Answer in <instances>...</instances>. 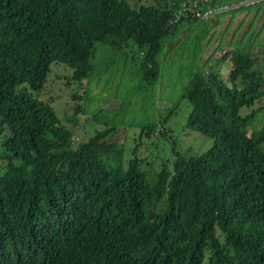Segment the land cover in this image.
Masks as SVG:
<instances>
[{
    "label": "trees",
    "instance_id": "trees-1",
    "mask_svg": "<svg viewBox=\"0 0 264 264\" xmlns=\"http://www.w3.org/2000/svg\"><path fill=\"white\" fill-rule=\"evenodd\" d=\"M178 1L0 0V133L10 130L0 154V264H264V124H256L264 108L241 112L264 96L263 23L247 47L229 40L215 69L189 73L187 126L212 145L186 155L173 141L158 171L143 168L141 142L126 158L109 139L114 127L74 146L52 103L32 94L54 63L89 83L96 42L137 45L143 75L158 79L160 53L188 36L171 39L179 25L210 23H173ZM219 62L230 64L227 78ZM166 131L149 124L140 136L172 138Z\"/></svg>",
    "mask_w": 264,
    "mask_h": 264
},
{
    "label": "rangeland",
    "instance_id": "rangeland-1",
    "mask_svg": "<svg viewBox=\"0 0 264 264\" xmlns=\"http://www.w3.org/2000/svg\"><path fill=\"white\" fill-rule=\"evenodd\" d=\"M152 1L130 0V3L139 6ZM263 14L264 1L212 16L206 28L181 23L171 39L179 38L184 30L188 31V36L168 56V44L160 53L158 79H148L143 75V53L137 45L117 48L96 42L92 60L94 69L89 83L87 80L75 81L70 67L54 63L45 88L40 93L32 91V94L52 103L62 121L73 131L76 137L74 146L79 147L89 141L100 130L114 127L116 130L109 139L125 145L126 158L131 156L132 148L141 142L138 155L146 160L143 168L158 171L163 162L171 158L173 141L176 148L186 155L199 154L211 147L210 137L187 126L192 106L182 95L189 73L215 69L219 53L231 37L234 39L231 47L237 48L234 45L238 42L247 47L251 37L253 41L256 39L253 33L264 24V20L259 21ZM261 33L257 39L264 40V28ZM175 106L176 112L172 115ZM260 106L264 108V96L253 106L243 107L241 112L246 114ZM168 114L169 120L166 118ZM149 124L163 126L174 139L160 132L149 138L141 137V129ZM256 124H264V109ZM8 135L10 130L4 126L0 133V154L5 151L3 141ZM6 162L0 158V167Z\"/></svg>",
    "mask_w": 264,
    "mask_h": 264
},
{
    "label": "built area",
    "instance_id": "built-area-1",
    "mask_svg": "<svg viewBox=\"0 0 264 264\" xmlns=\"http://www.w3.org/2000/svg\"><path fill=\"white\" fill-rule=\"evenodd\" d=\"M261 0H237L226 4L211 6L205 0H179L173 8V23H179L187 17L208 20L220 13L252 5Z\"/></svg>",
    "mask_w": 264,
    "mask_h": 264
},
{
    "label": "crops",
    "instance_id": "crops-1",
    "mask_svg": "<svg viewBox=\"0 0 264 264\" xmlns=\"http://www.w3.org/2000/svg\"><path fill=\"white\" fill-rule=\"evenodd\" d=\"M230 41L233 43L234 39H232V37H231ZM224 63L225 62H219L218 63V67H219V70H220V74L221 75L224 74L223 76L227 78V75L229 74V70L231 69V66L228 63H225V66H224Z\"/></svg>",
    "mask_w": 264,
    "mask_h": 264
}]
</instances>
